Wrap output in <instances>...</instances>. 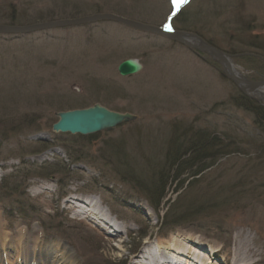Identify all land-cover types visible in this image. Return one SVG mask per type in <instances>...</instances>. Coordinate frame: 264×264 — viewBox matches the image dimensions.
Wrapping results in <instances>:
<instances>
[{
  "label": "rangeland",
  "instance_id": "374dc122",
  "mask_svg": "<svg viewBox=\"0 0 264 264\" xmlns=\"http://www.w3.org/2000/svg\"><path fill=\"white\" fill-rule=\"evenodd\" d=\"M97 14L196 34L228 52L264 42V0H0V25ZM227 54L244 78L264 80L257 57ZM130 59L142 70L123 77L118 67ZM238 91L264 106L207 54L113 22L0 35V185L9 179L0 220L27 234L38 226L41 251L60 241L72 249L68 264H132L144 247L156 253L177 234L194 239L201 264H233L240 242L247 264H264V141L253 115L235 106ZM94 105L137 119L86 136L53 131L58 113ZM203 131L234 143L235 153L196 177L167 173L169 156H183L185 141ZM149 193H165L156 210ZM73 198L98 202L103 219L124 227L120 237L78 218ZM164 264H174L171 255Z\"/></svg>",
  "mask_w": 264,
  "mask_h": 264
},
{
  "label": "water",
  "instance_id": "95a60500",
  "mask_svg": "<svg viewBox=\"0 0 264 264\" xmlns=\"http://www.w3.org/2000/svg\"><path fill=\"white\" fill-rule=\"evenodd\" d=\"M113 22L129 29L154 34L176 42L196 53H204L210 56L221 68L223 76L237 86L241 91L242 86L254 88L264 86V80L254 82L241 77L236 71L230 56L220 49L209 44L200 36L192 33L169 31L164 28H154L141 22L127 19L115 14H97L79 19L51 21L32 24L28 26L0 25V35L22 36L62 27L81 26L96 22ZM142 70L141 64L136 60H126L118 67V73L123 76H132ZM244 92V91H243ZM246 93V92H244ZM59 121L53 126L55 133H71L83 136L99 132H109L114 128L137 119L130 113H116L100 105H94L87 109L61 112L57 114Z\"/></svg>",
  "mask_w": 264,
  "mask_h": 264
},
{
  "label": "bare ground",
  "instance_id": "6f19581e",
  "mask_svg": "<svg viewBox=\"0 0 264 264\" xmlns=\"http://www.w3.org/2000/svg\"><path fill=\"white\" fill-rule=\"evenodd\" d=\"M183 10H181L180 13ZM180 13L177 16H179ZM235 71L244 78L237 68H235ZM241 88L247 94H252L255 98L264 100V86L254 88L242 86ZM69 206L78 218H94L97 223L104 225V229H112L113 234H116L114 238L120 237V231H122L124 227L112 223L114 220L112 221L109 218L103 219L102 215L104 217H106V215L103 213L104 210H101L98 206V202L88 198H73ZM0 218L3 219L1 212ZM39 231L40 229L38 226L29 234H27L23 227H17L15 231H9L5 226V222L0 220V264H68V262H71L72 249L62 244L60 241H56L54 244L53 251L56 250V252L54 251L53 253V251L50 252L47 249L41 251L42 247ZM194 242V239L191 237L177 234L175 237L170 238L168 242L157 243L158 251L155 250L156 253H153L150 247H144L140 250L139 255L134 258L135 260L132 264H160V262L164 264L165 259L169 258V255H171L174 264H197L199 263L197 260H200V262L202 260L203 263L205 256L196 253L194 250L195 247L193 246ZM240 243L241 244L238 246L239 255L232 259H227L228 262H233V264H247V262L251 261L249 258L247 259L244 257V253L249 249L247 246L248 243ZM195 244L198 245L197 243ZM192 257H196L197 260H193ZM210 263L211 261L207 262V264Z\"/></svg>",
  "mask_w": 264,
  "mask_h": 264
},
{
  "label": "trees",
  "instance_id": "16d2710c",
  "mask_svg": "<svg viewBox=\"0 0 264 264\" xmlns=\"http://www.w3.org/2000/svg\"><path fill=\"white\" fill-rule=\"evenodd\" d=\"M180 15L178 16L179 18H180ZM8 24L15 25L13 24L12 20H9ZM206 41L209 44L213 45L214 47L218 49H222L218 47L217 45L213 44L211 41H208V40ZM262 44H264V42L258 43V42L252 41L250 43H245L244 48H241L239 52L235 50L228 52V51H224L223 49L221 51L229 53L231 55H245L243 57H247L248 59H250L251 57H257L259 61L263 64L264 63V45ZM234 100L236 102L235 106L253 115V117L255 118V126L259 129L260 136H262L261 138H263V141H264V106L248 98L247 96H245L239 91L236 93V95H234ZM210 132L203 131L201 133L196 134L195 137H193L194 139L193 142L188 143V141L186 140L185 145L188 147V149L186 147L185 149H182L183 156L180 157V156L170 155L171 157L169 156V159H168L170 163L167 162L169 163L167 173L176 167L177 168L176 175L178 178L181 179L184 176V174L188 172L190 173L191 178L196 177V176H199L205 170H207L209 167H212L213 164H211L210 161H213L216 158H224L227 155L235 153V152L229 151L230 149H235L234 143L231 145L225 144L223 143L224 140H222L221 137H215V135H213L212 132L211 133ZM256 141L250 140V143L256 144L257 143ZM178 150L180 149L178 148ZM161 179L166 182L165 186L167 187V184L169 182L168 180L170 179L169 175H166L165 177H161ZM8 183H9V179L7 178L4 181V184L0 185V187L3 188ZM185 183L186 181H183L181 186L182 185L184 186ZM158 191L159 189L158 190L154 189V192H158ZM180 191L181 190H177L175 192L179 193ZM164 197H165V193H162L159 199H157L158 197H155L149 193V200L151 201L154 200V202H156V203H151L155 210L158 209L162 205L161 203L164 201ZM173 210L174 208L166 211L165 217L167 219L169 218L171 219L174 215L177 214V213L173 214Z\"/></svg>",
  "mask_w": 264,
  "mask_h": 264
},
{
  "label": "snow or ice",
  "instance_id": "6c2138e0",
  "mask_svg": "<svg viewBox=\"0 0 264 264\" xmlns=\"http://www.w3.org/2000/svg\"><path fill=\"white\" fill-rule=\"evenodd\" d=\"M187 2L188 0H172L173 5L176 7H179L180 4L187 3ZM168 30L171 31V28L169 27Z\"/></svg>",
  "mask_w": 264,
  "mask_h": 264
}]
</instances>
